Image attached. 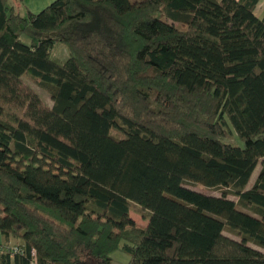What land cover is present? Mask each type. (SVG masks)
<instances>
[{"label": "trees", "instance_id": "16d2710c", "mask_svg": "<svg viewBox=\"0 0 264 264\" xmlns=\"http://www.w3.org/2000/svg\"><path fill=\"white\" fill-rule=\"evenodd\" d=\"M258 2L0 0V264H264Z\"/></svg>", "mask_w": 264, "mask_h": 264}, {"label": "rangeland", "instance_id": "374dc122", "mask_svg": "<svg viewBox=\"0 0 264 264\" xmlns=\"http://www.w3.org/2000/svg\"><path fill=\"white\" fill-rule=\"evenodd\" d=\"M262 3H264V0H261ZM263 8H260L259 6L256 8V13H261L260 11L262 10ZM23 40L24 41H27V37L23 35ZM52 53L53 55H57L58 57L64 59L67 57L68 55V51L66 49V47L64 46V44L62 43H56L54 46H53V49H52ZM22 78L32 87L34 88L39 94L40 96L42 97V99L49 105V106H52L53 104V101L51 99V96H50V93L44 89L43 87H41L39 84H37L33 79L29 78L28 76L26 75H23ZM111 134H114L116 136H118L119 134L122 133V131L120 129H115V130H111L110 132ZM228 141L232 142V143H235V144H239V145H243V142L240 138H238L236 136V134L233 132L232 135L227 138ZM261 167V164L260 162L257 164V166L255 167L254 169V172L252 174V178L250 180V183H249V186L252 185L253 183V179L255 178L256 174L258 173L259 169ZM185 186L189 187V188H192V189H195V190H198V191H201V192H204V193H207V194H213V195H221L222 194V188L220 187H207V186H200L198 184H195L193 182H189V181H185L183 183ZM247 186V187H249ZM227 197L237 201V196L232 194V193H228L227 194ZM239 207L243 208V209H246L248 210L247 208L245 207H242L239 205ZM130 214L131 216L136 220L137 223L139 224H145L147 222V216L149 214V212L145 209H142L138 204H132V207H131V210H130ZM224 232L228 235H231V236H235L233 233H231L230 231L228 230H224ZM112 264H126L128 259H129V254L126 253L125 251H123L122 249L120 248H116L112 253Z\"/></svg>", "mask_w": 264, "mask_h": 264}, {"label": "crops", "instance_id": "0c3cea01", "mask_svg": "<svg viewBox=\"0 0 264 264\" xmlns=\"http://www.w3.org/2000/svg\"><path fill=\"white\" fill-rule=\"evenodd\" d=\"M15 7L17 8L18 12H20L21 14H25L27 10L31 11V12H38L40 11L43 7H45L46 5H48L50 2H52L53 0H24L25 4L21 3L18 0H10ZM263 8L260 12L261 13H256V8L257 7ZM254 12L257 16L259 17H263L264 16V3L261 2V0H259V2L257 3ZM62 59V58H61ZM65 59V58H64ZM62 59V60H64ZM254 172V171H253ZM253 174V173H252ZM252 174L249 178V181L247 183V186H249L250 180L252 178ZM257 176V174H256ZM255 176V178H256ZM255 178L253 180H255ZM254 182V181H253ZM236 237V236H233ZM22 243L21 239L16 238V237H10V238H6L1 232H0V254L2 252H4L5 250H7V248L9 246H14V245H20ZM250 245H252L253 247H256L262 251H264V247L259 246L253 242H249ZM30 264H36L35 260H31Z\"/></svg>", "mask_w": 264, "mask_h": 264}, {"label": "built area", "instance_id": "2783aa9c", "mask_svg": "<svg viewBox=\"0 0 264 264\" xmlns=\"http://www.w3.org/2000/svg\"><path fill=\"white\" fill-rule=\"evenodd\" d=\"M11 253H14L18 250H20V248H18L17 246H10L7 248ZM32 260H35V252H34V249H32Z\"/></svg>", "mask_w": 264, "mask_h": 264}]
</instances>
